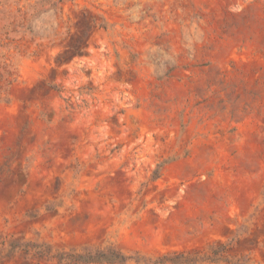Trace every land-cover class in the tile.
<instances>
[{
  "label": "rangeland",
  "instance_id": "374dc122",
  "mask_svg": "<svg viewBox=\"0 0 264 264\" xmlns=\"http://www.w3.org/2000/svg\"><path fill=\"white\" fill-rule=\"evenodd\" d=\"M179 253L264 264V0H0V264Z\"/></svg>",
  "mask_w": 264,
  "mask_h": 264
},
{
  "label": "trees",
  "instance_id": "16d2710c",
  "mask_svg": "<svg viewBox=\"0 0 264 264\" xmlns=\"http://www.w3.org/2000/svg\"><path fill=\"white\" fill-rule=\"evenodd\" d=\"M20 246L18 245H12L11 246V250L10 252H8V254L13 255V253L15 252V249H18ZM47 255H49V250L48 249H40L38 251H35V256L37 258H44ZM66 260L68 261L69 264H78V263H91V262H95V261H99L101 258H104V255H95L92 256L90 254H85V255H79V254H67L66 255ZM206 259H210L212 258L213 260H219L222 259V255L217 254V252H212V257H203ZM199 257H187L184 256V254H177L175 257L173 258H164L163 261L164 262H169L172 264H191V263H195L197 262V260H199ZM59 260L62 261V258L60 257ZM112 260H118V261H123V257L116 255L114 256V258Z\"/></svg>",
  "mask_w": 264,
  "mask_h": 264
}]
</instances>
